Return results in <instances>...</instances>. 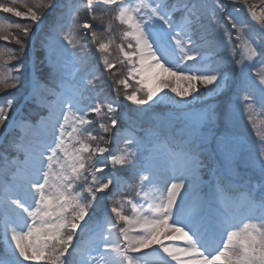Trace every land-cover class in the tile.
Wrapping results in <instances>:
<instances>
[{
  "label": "snow or ice",
  "instance_id": "1",
  "mask_svg": "<svg viewBox=\"0 0 264 264\" xmlns=\"http://www.w3.org/2000/svg\"><path fill=\"white\" fill-rule=\"evenodd\" d=\"M0 12V264H264V0Z\"/></svg>",
  "mask_w": 264,
  "mask_h": 264
},
{
  "label": "rangeland",
  "instance_id": "2",
  "mask_svg": "<svg viewBox=\"0 0 264 264\" xmlns=\"http://www.w3.org/2000/svg\"><path fill=\"white\" fill-rule=\"evenodd\" d=\"M250 2L259 5V0H250ZM21 10H23V9H21ZM230 11H231V7H230ZM3 14H5V16H0V19H6V16H8L9 18H13V16H11V14H6V13H3ZM240 15L242 16L243 19L246 20V22H248L249 24H252L254 26L253 22L247 16L246 11L242 10ZM14 18H16V17H14ZM16 19L14 21H19L21 23L24 22L23 20H20V18H16ZM205 23L207 24L208 22L205 21ZM114 29H116L115 25H114ZM117 31H118V29H117ZM0 46H5L4 42H0ZM8 46L16 47V45H14V44H11ZM28 56L30 59L31 58V52L28 53ZM98 59H99V53H96L95 50L93 49V63H96L98 61ZM13 63H16V62H13ZM118 69L121 70V74H123V70L121 69V66L119 64H117L116 69H113V72H116ZM116 78H119V76H117ZM109 83H110V81H109ZM106 91H111V90L108 89L106 86ZM14 94L18 95L17 90H15V89L10 90L9 92L5 93L4 95H14ZM121 99H123V98L121 97ZM126 103L130 104L131 102H126ZM259 119H264V115H261L259 117ZM258 122H259V120H258ZM240 131L242 132V134L246 140L252 142L253 144H255L257 142V137L255 136V129L252 128L251 124L247 121L246 118L241 122ZM108 146L111 147V145H108ZM126 211H130V209H126Z\"/></svg>",
  "mask_w": 264,
  "mask_h": 264
},
{
  "label": "trees",
  "instance_id": "3",
  "mask_svg": "<svg viewBox=\"0 0 264 264\" xmlns=\"http://www.w3.org/2000/svg\"><path fill=\"white\" fill-rule=\"evenodd\" d=\"M21 9H23V8L21 7ZM0 14L5 15V14H3L2 12H0ZM6 18H7V19H10V20H12V21H14V20L16 19V18H14V17H13V18H9L8 16H6ZM16 20H17V19H16Z\"/></svg>",
  "mask_w": 264,
  "mask_h": 264
}]
</instances>
